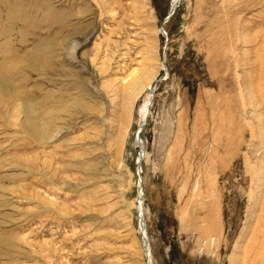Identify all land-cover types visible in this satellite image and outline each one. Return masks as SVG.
Returning <instances> with one entry per match:
<instances>
[{"label":"rangeland","instance_id":"374dc122","mask_svg":"<svg viewBox=\"0 0 264 264\" xmlns=\"http://www.w3.org/2000/svg\"><path fill=\"white\" fill-rule=\"evenodd\" d=\"M172 1L0 0V264H143L142 189L152 264L264 257V0Z\"/></svg>","mask_w":264,"mask_h":264},{"label":"bare ground","instance_id":"6f19581e","mask_svg":"<svg viewBox=\"0 0 264 264\" xmlns=\"http://www.w3.org/2000/svg\"><path fill=\"white\" fill-rule=\"evenodd\" d=\"M179 2V0H173L172 1V4H174L175 5V7L177 6V3ZM174 14V13H173ZM172 14V15H173ZM172 15H169V16H167L168 18L170 17V16H172ZM168 21L170 20V19H167ZM162 28V27H161ZM163 29H165L164 28V25H163ZM163 29H162V31H163ZM165 31V30H164ZM167 34V33H166ZM167 41H168V35H167ZM165 56V55H164ZM148 62V61H147ZM150 72H152V74H153V76H150L151 74H150ZM140 72H134L133 73V75L131 76V78L127 81V82H125L124 83V87H123V89L124 90H130V89H133V88H138V87H140V86H142V83H141V81H142V79H143V77L145 76V78H146V81H145V86L147 87V89H149L150 90V94H154V82H155V74L157 73V70H156V72L154 71V69H153V67L151 66V67H149L148 68V72L147 73H144V76L141 78V75H140V77H138V74H139ZM2 80L0 79V82H1ZM2 85V84H1ZM1 85H0V88H1ZM122 89V90H123ZM135 90V89H134ZM140 90V89H139ZM135 92V91H134ZM138 92V91H137ZM132 94V93H131ZM135 95V94H134ZM137 95H139V94H137L136 93V96ZM133 97V96H132ZM138 97V96H137ZM150 97H152V96H150ZM150 100H151V98L149 99V101H146L145 102V104H144V106L142 107V111H141V116H142V121H143V123H145V120L148 118V115H149V107H150V105H151V103H150ZM134 102H135V100H134ZM47 113V112H46ZM130 114V113H129ZM147 121V120H146ZM51 129V125H42V127L41 128H39L38 129V131H42V133H44L45 131H49ZM139 130V129H138ZM61 131V128H59V129H57V130H55V131H53L51 134H58L59 132ZM127 131H128V128H127V126L126 127H124V128H122V130L120 131V134H119V139H120V141H122V144L124 143V140H125V137H126V135H127ZM50 134V135H51ZM52 135V136H53ZM51 136V137H52ZM141 138V137H140ZM119 139H118V141H119ZM137 144H138V146H140V144H142V154H143V156H144V145H143V143H142V141L140 142L139 141V139H137ZM120 147H122V146H120ZM140 151V150H139ZM143 159V158H142ZM142 159H141V161H142ZM141 161H140V165H141ZM139 167V166H138ZM140 168V167H139ZM138 183H139V181H138ZM141 187V183H140V186L138 185V191H139V188ZM139 193V197H137V201L135 202V206H136V208H138V210L141 212V223H140V232H141V234H143V232H144V234L147 236V233H146V230H145V226H144V218H143V215H144V202H143V200H142V197H143V193H144V191H143V189H142V192H138ZM142 213H143V215H142ZM187 219V218H186ZM208 219V218H207ZM188 220V219H187ZM187 220H186V222H187ZM184 221H185V219H184ZM190 222V221H189ZM198 225H196L195 227H197ZM259 233V232H258ZM258 233H256V234H258ZM260 234V233H259ZM258 236V235H257ZM263 238V237H262ZM212 241V240H211ZM259 242H260V240H259ZM264 242V241H263ZM258 245V244H257ZM260 245V244H259ZM250 246V245H249ZM262 246H264V245H262ZM258 247V246H257ZM260 247V246H259ZM142 248H143V251H144V263L143 264H145V262H146V259L149 257V262H150V264H152V254H151V249L149 248V245L147 246L146 244H145V242L143 241V246H142ZM264 248V247H263ZM261 250V249H260ZM260 250H257L256 248L254 249V245H251V248H250V250H248L247 252L246 251H244V253H243V255H244V257H245V262L241 259V258H243V255L242 254H238V256L236 255H234V260L232 261L233 262V264H240L241 262H242V264H264V260H261L262 258L264 259V257L262 256V254L260 255ZM263 250V249H262ZM148 252H149V254H148ZM264 254V253H263ZM259 256H262V258H259ZM240 262V263H239ZM262 262V263H261Z\"/></svg>","mask_w":264,"mask_h":264},{"label":"water","instance_id":"95a60500","mask_svg":"<svg viewBox=\"0 0 264 264\" xmlns=\"http://www.w3.org/2000/svg\"><path fill=\"white\" fill-rule=\"evenodd\" d=\"M175 8H176L175 5L172 4L168 16H169V15H172V14L174 13ZM161 26H162V29H163V24H162ZM163 36H164L165 39H167V34H166V32L164 31V29H163ZM164 62H165V61H164ZM165 71H166V70H165ZM153 92H154V91H153ZM146 120H147V119H146ZM146 120H145V123H146ZM145 123L143 124L142 127H140V129H139L138 132H137V139H139L140 142L142 141L141 138H140V133H141V130L143 129ZM139 147H140V152H139V156H138V159H137V164H138V166H139L140 169H141L140 161H141V159L143 158V154H142V144H140ZM137 196H138V194H137ZM138 197H139V196H138ZM139 216H140V220H139V221H140V223H141V221H142V220H141V215H139ZM140 223H139V224H140ZM142 236H143V241H144L145 244L148 246V245H149V240H148L147 236L144 234V232H143ZM148 254H149V252H148ZM145 264H150V262H149V257L146 259Z\"/></svg>","mask_w":264,"mask_h":264},{"label":"trees","instance_id":"16d2710c","mask_svg":"<svg viewBox=\"0 0 264 264\" xmlns=\"http://www.w3.org/2000/svg\"><path fill=\"white\" fill-rule=\"evenodd\" d=\"M174 13H175V12H174ZM172 16H173V15H172ZM172 16H170L168 19H170V20H171V19H172ZM166 30H167V29H166ZM167 32L169 33V31H168V30H167ZM169 35H170V33H169Z\"/></svg>","mask_w":264,"mask_h":264}]
</instances>
